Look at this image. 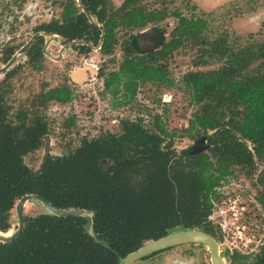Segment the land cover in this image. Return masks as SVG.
<instances>
[{
	"label": "trees",
	"instance_id": "obj_1",
	"mask_svg": "<svg viewBox=\"0 0 264 264\" xmlns=\"http://www.w3.org/2000/svg\"><path fill=\"white\" fill-rule=\"evenodd\" d=\"M207 22L181 17L176 33L209 39ZM226 38L216 36L212 43L210 55L219 59V68L181 80L198 106L184 135L205 136L207 151L177 157L170 144L162 150L154 131L169 133L156 119L150 133L131 124L118 138L83 142L68 156L46 158L33 172L22 156L40 147L42 132L16 140L0 130V232L10 229L11 211L25 195L64 211L92 214V225L80 216H24L18 237L0 243V264H121L144 243L176 230L198 229L217 237L218 227L208 221L212 203L225 199L217 189L235 178V170L251 177L259 164L258 180L264 178V42L237 48ZM124 64L122 72L134 86L137 80L166 81L164 66ZM102 163H108L107 171ZM257 201L264 211V195ZM243 202L247 223L254 205ZM229 263L264 264V243L255 254L233 251Z\"/></svg>",
	"mask_w": 264,
	"mask_h": 264
},
{
	"label": "flooded vegetation",
	"instance_id": "obj_2",
	"mask_svg": "<svg viewBox=\"0 0 264 264\" xmlns=\"http://www.w3.org/2000/svg\"><path fill=\"white\" fill-rule=\"evenodd\" d=\"M25 1L0 0V130L3 129L5 134L10 131L9 133L12 137L15 136L16 140L23 133L29 136V133L42 132L40 147L22 156V163L28 169L32 170L25 164L24 158L41 148L44 160L68 156L83 142L122 136L125 128L131 124H137L150 133L151 129L155 128L156 119L169 133V135L160 134L155 129L161 149L170 144L169 149L173 155L180 157L188 154L192 145L181 152H175L173 149L172 138L176 132L168 130L163 119V110L161 114H154L148 124H145L141 118L129 119L122 115L111 122L117 132L104 129L91 138L84 136L74 151L56 157L50 156L51 126L54 122L56 126H75L76 118L81 117L80 112L76 111L78 100L85 99V96L91 93L99 102L98 111L102 112L98 118L106 122L110 115L103 113L106 111L105 108L116 114L127 106L132 108L141 88L147 86L153 87L152 102L159 106L161 101L169 103L162 99V90L177 87L179 83L183 91L188 94L191 107L197 110L198 106L193 104L190 92L184 88L181 80L191 72H206L220 67L219 59L210 55L216 36L208 37L209 39H185L176 33V28L181 17L197 19L200 16L208 20V16L205 14L185 16L177 11L169 12L165 8L151 6L150 0H48V17L37 22V18H33L32 21L29 19L30 15L23 13ZM195 8L191 6L190 10ZM168 17L174 19L172 23L166 20ZM29 22L32 23L30 27L26 26ZM207 26V34H209V22ZM261 28L264 29V22ZM222 35L227 37L225 42L228 45L237 48L248 43L264 42L263 31L249 33L246 36L232 37L227 33ZM173 42L176 45L167 50L166 47ZM191 46H197L199 49L196 67L216 66L204 71L199 69L188 71L175 82L168 74L167 61L180 53L182 48ZM125 62L148 68L164 66L166 81L160 80L162 83L159 84L156 80H145L144 83L137 80L134 86L133 80L127 81L125 73L122 72L128 67H125ZM39 78L42 79L40 88ZM169 81H173L172 85L167 84ZM54 110L59 111L57 115L61 118L60 122L52 116L51 111ZM64 110L67 112L72 110L73 114L67 116ZM194 112L187 121V127ZM61 115H66L65 119ZM182 135L185 136L184 131ZM200 137H204L208 144L207 138L203 135L196 137L194 142ZM101 165L103 168L106 165L107 169L104 171L109 169L108 163ZM212 213L213 209L208 221L216 227L217 222ZM216 235L217 237L211 236L218 243L220 257L223 264H226L218 241L221 232H216ZM169 249L148 257L164 253ZM232 253L229 252L228 261Z\"/></svg>",
	"mask_w": 264,
	"mask_h": 264
},
{
	"label": "rangeland",
	"instance_id": "obj_3",
	"mask_svg": "<svg viewBox=\"0 0 264 264\" xmlns=\"http://www.w3.org/2000/svg\"><path fill=\"white\" fill-rule=\"evenodd\" d=\"M151 6L165 8L169 12L177 11L178 13L190 16L191 14L208 16L210 38L222 35H241L246 36L249 33L264 32L261 28L264 22V0H150ZM191 6L196 7L190 10ZM48 0H26L23 4V13L30 15V20L37 18V22H41L48 17L47 12ZM27 16V15H26ZM200 17V16H199ZM169 23L174 20L171 17L166 19ZM31 22L26 26L30 27ZM29 36V35H28ZM264 36V35H262ZM197 46L182 48L180 53H177L173 58L167 61V71L175 82L191 70H209L216 65H208L198 68L195 66L199 51ZM42 79H38V87ZM92 96V97H90ZM94 95H86L85 99L78 100L77 112H80L81 117L76 118V125L67 127V125L51 126L50 135V156L56 157L64 154H69L74 151L81 138L86 136L91 138L98 135L100 132L112 129L117 132L116 128L111 124L112 120L119 119L122 115L129 119L141 118L145 124L152 121L154 114L164 112L163 119L170 132H176L173 136V149L175 152H181L191 146L196 138H187L182 135L183 130L187 127V121L190 115L196 111L191 107L188 94L183 91L182 87L177 83V87L162 90L161 105L156 106L152 102L154 96L153 87L149 86L141 88L140 94L137 95L134 104L126 107L123 110L111 113L106 109L103 113L110 115L106 122L100 120L98 115L102 112L98 111L99 102L94 99ZM165 104V106H162ZM80 110V111H79ZM64 112H67L64 110ZM73 111L67 112V116L72 115ZM52 116L58 120V110L51 111ZM77 114V113H75ZM113 115H116L114 117ZM62 118L66 115H61ZM65 119V118H64ZM102 124V125H101ZM42 148L24 158L25 164L32 170L38 171L42 161L44 160ZM262 166L257 165L256 172L247 177L242 172L235 170V178L229 179L228 182L220 188L221 192L229 191L230 193H239L241 198L248 204H253L254 208L251 212V220L244 223L245 230L241 234H230L229 236H221L219 241L220 249L225 256L224 261L229 264V252L237 250L244 254H255L259 251L260 246L264 243V211L262 210L257 198L264 195V178L258 180V174L261 172ZM262 193V194H261ZM234 194V193H233ZM44 209L41 205L28 202L24 207V215L35 216L43 213ZM247 212V209H246ZM11 227L10 232H13L17 227V218L14 208L11 211ZM216 228V227H215ZM215 230V229H214ZM217 233L219 230H215ZM192 245V246H191ZM249 255V254H248ZM136 264H210L208 252L201 244L182 245L176 248L169 249L164 253H158L151 257L143 258Z\"/></svg>",
	"mask_w": 264,
	"mask_h": 264
},
{
	"label": "water",
	"instance_id": "obj_4",
	"mask_svg": "<svg viewBox=\"0 0 264 264\" xmlns=\"http://www.w3.org/2000/svg\"><path fill=\"white\" fill-rule=\"evenodd\" d=\"M209 147L210 146L207 144L205 138L200 137L192 144L187 153L189 155L194 156L206 151ZM104 169H107L106 165H104ZM28 202H34L41 205L44 209V213H47L49 215L57 217L80 216L88 218L90 220V224L92 225V214L85 210L70 209L64 211L52 206L43 199H40L38 196L25 195L20 198L14 206V211L17 218L16 229L13 232H10V229L6 232H0V243L11 242L16 239L18 235L22 232L24 227L23 211L25 205ZM89 234L93 236V232L91 229L89 230ZM189 244L203 245L206 248V251L208 252L210 264H223L222 258L220 257L219 245L216 240L210 234L198 229L176 230L155 240L148 241L141 245L135 251H132L131 253L127 254L122 259L121 264H136L138 261L154 253L169 248Z\"/></svg>",
	"mask_w": 264,
	"mask_h": 264
},
{
	"label": "built area",
	"instance_id": "obj_5",
	"mask_svg": "<svg viewBox=\"0 0 264 264\" xmlns=\"http://www.w3.org/2000/svg\"><path fill=\"white\" fill-rule=\"evenodd\" d=\"M220 193L225 196V199L220 204H213L212 215L217 222L216 226L221 232V236H229L234 233L241 234L246 228L243 223L246 205L241 195L235 191L234 194L229 191H225V193L220 191Z\"/></svg>",
	"mask_w": 264,
	"mask_h": 264
}]
</instances>
